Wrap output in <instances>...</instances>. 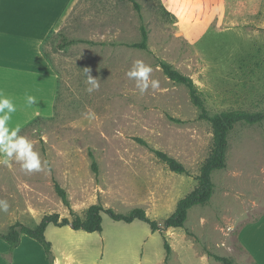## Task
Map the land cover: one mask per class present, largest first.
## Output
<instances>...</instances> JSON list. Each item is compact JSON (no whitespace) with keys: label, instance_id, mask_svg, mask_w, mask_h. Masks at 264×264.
Returning <instances> with one entry per match:
<instances>
[{"label":"rangeland","instance_id":"1","mask_svg":"<svg viewBox=\"0 0 264 264\" xmlns=\"http://www.w3.org/2000/svg\"><path fill=\"white\" fill-rule=\"evenodd\" d=\"M138 2L143 20L129 0L75 5L63 27L66 35L105 44L77 43L60 51L58 35L45 42L60 74L55 111L21 135L34 142L46 163L31 174L15 160L11 166L0 164V200L9 204L7 212L0 211V232L15 222L33 226L46 214L72 219L73 210L83 216L95 203L119 213L142 207L163 225L178 200L196 186L213 133L199 118L188 89L163 73L160 60L193 78L211 112L264 108V10L194 45L179 33L161 0ZM142 23L149 31L146 50L127 45L141 40ZM138 59L152 66L150 78L159 81L158 89L140 94L136 81L127 77ZM87 68L100 82L91 94ZM137 138L182 161L189 174L171 171ZM213 181L210 202L194 206L184 228L154 232L144 221L114 220L103 212L102 231L76 236L67 234L66 226L51 224L47 239L56 245L70 242L74 264H166L165 238L173 248L168 264H222L208 250L253 264L239 233L264 216V122L234 127L227 166L213 173ZM55 182L67 191L70 207ZM257 229L264 232V225Z\"/></svg>","mask_w":264,"mask_h":264},{"label":"crops","instance_id":"2","mask_svg":"<svg viewBox=\"0 0 264 264\" xmlns=\"http://www.w3.org/2000/svg\"><path fill=\"white\" fill-rule=\"evenodd\" d=\"M176 17L181 35L197 45L222 30L233 29L264 10V0H161ZM79 0H0V90L16 105L10 127L20 129L38 116L55 111L60 74L43 51L53 32L60 31ZM33 96L36 103L28 105ZM264 216L244 226L239 233L243 250L253 264H264ZM49 227V226H48ZM47 227V228H48ZM63 227V226H62ZM66 233L85 235L70 226ZM254 228L253 231L250 229ZM87 232V231H86ZM48 235V229L46 230ZM52 242L54 262H76L70 242ZM74 245V242H72ZM165 262V260H164ZM0 264H52L43 246L28 235L10 254L0 238Z\"/></svg>","mask_w":264,"mask_h":264},{"label":"trees","instance_id":"3","mask_svg":"<svg viewBox=\"0 0 264 264\" xmlns=\"http://www.w3.org/2000/svg\"><path fill=\"white\" fill-rule=\"evenodd\" d=\"M129 1L134 4L135 8L140 13L141 20H143V15L141 14V5L138 0ZM161 7L166 14L172 16L176 20V17L172 15L163 6V4H161ZM140 32L141 40L129 43L127 45L146 50L148 49L149 31L144 23H142L140 26ZM53 35H58L60 37V40L56 46V48L60 51H64L68 47L77 43H87L90 45L105 44L104 42H97L86 38H71L66 35V33L63 31V28L58 32H53L49 38H51ZM44 45L45 43L43 44V51L49 58ZM159 65L161 66L163 73L170 80L181 84L188 89L190 100L199 111V118L206 120L212 128V147L209 155L204 159L200 166L199 174L196 177L197 184L194 189L178 200L174 212L164 220L163 225L149 217L146 210L142 207H135L128 213H119L113 208H104L103 205L99 203L90 205L85 210L83 216L71 210V214L73 215L72 219L68 217L61 219L60 214L53 213L46 214L39 223L33 226L24 224L22 222H15L8 227L6 232H0V238L5 240L10 246V254L16 247L19 246L22 235H28L29 237L37 240L43 246L47 257L51 263L54 264L52 242L49 241L46 236L47 227L51 224L59 227L70 225L73 229L84 230L87 232L102 231V213L105 212L109 214L114 220H121L128 223L133 222L134 220H141L148 223L154 232L158 230L163 232L169 228H184L189 216V211L194 206L205 205L210 202L215 192L213 173L215 171L224 169L227 166V154L229 150V138L231 131L238 123L262 124L264 122V108L258 111L225 109L217 112H211L207 107L206 100L203 97L202 92L190 75L183 73L166 60H160ZM47 118L49 117H36L34 120L22 127L19 134L21 135L27 129L35 126L39 122L45 121ZM137 139L142 144L149 146L157 155V157L163 163H165L171 171L179 174H189L188 168L182 161L163 150L151 147L148 142L142 138ZM93 168L95 171H97L98 168L96 161H93ZM55 190L65 205L70 207L68 193L58 182H55ZM164 245L166 249L165 263L168 264L169 256L172 253L173 248L166 238ZM241 248L243 249V246H241ZM207 253L209 256L213 257L222 264H238L234 258L230 256L219 255L210 250H208Z\"/></svg>","mask_w":264,"mask_h":264},{"label":"clouds","instance_id":"4","mask_svg":"<svg viewBox=\"0 0 264 264\" xmlns=\"http://www.w3.org/2000/svg\"><path fill=\"white\" fill-rule=\"evenodd\" d=\"M152 72L153 68L150 64L138 59L134 61L126 75L129 79L136 81V88L139 89L140 94H144L149 87L153 90L160 87L158 80L150 78ZM85 76L86 91L91 94L99 90V79L91 75L89 68L86 69ZM26 102L30 106L36 103V100L33 96H28ZM14 112H16V105L0 90V164L11 166V161L15 160L26 174L40 172L46 162L42 161L41 154L36 150L34 142L27 136L20 135L18 126L10 127L9 122ZM8 210V202L0 200V211L7 212ZM54 264H59V261L56 260Z\"/></svg>","mask_w":264,"mask_h":264}]
</instances>
